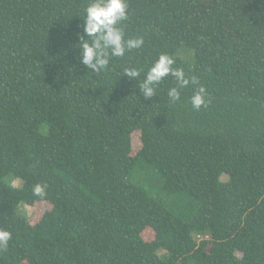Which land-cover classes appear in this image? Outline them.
<instances>
[{"label": "trees", "instance_id": "trees-1", "mask_svg": "<svg viewBox=\"0 0 264 264\" xmlns=\"http://www.w3.org/2000/svg\"><path fill=\"white\" fill-rule=\"evenodd\" d=\"M0 264H264V0H0Z\"/></svg>", "mask_w": 264, "mask_h": 264}, {"label": "rangeland", "instance_id": "rangeland-1", "mask_svg": "<svg viewBox=\"0 0 264 264\" xmlns=\"http://www.w3.org/2000/svg\"><path fill=\"white\" fill-rule=\"evenodd\" d=\"M134 148L135 151H138L140 148V143H139V135L134 136ZM12 185L16 188H20L22 186V182L19 180H14L12 182ZM149 190V189H148ZM49 209L47 205L40 204V205H35L33 207L27 206V205H22L19 208L20 214L23 216H26L29 218L31 223L36 224L37 222L40 221L44 213ZM166 251L162 250L159 252V256L165 257Z\"/></svg>", "mask_w": 264, "mask_h": 264}]
</instances>
